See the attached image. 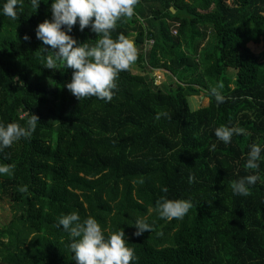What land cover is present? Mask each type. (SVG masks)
I'll list each match as a JSON object with an SVG mask.
<instances>
[{
	"label": "trees",
	"instance_id": "obj_1",
	"mask_svg": "<svg viewBox=\"0 0 264 264\" xmlns=\"http://www.w3.org/2000/svg\"><path fill=\"white\" fill-rule=\"evenodd\" d=\"M51 3L19 0L16 19L0 15V123L38 117L29 138L0 152V164L14 165L0 175V203L11 204L0 264H75L57 227L71 212L94 217L106 236L123 228L134 264H264V160L249 195L230 187L257 173L244 167L250 146L264 148V0H137L112 30L114 40L135 35L137 59L119 73L110 102L78 100L65 87L72 69L44 67L41 48L53 50L35 29L51 19ZM69 34L98 39L78 24ZM155 69L170 70L174 85L156 84ZM219 84L217 104L210 89ZM203 92L209 104L193 110L190 98ZM160 110L168 118L155 119ZM221 125L246 132L224 144L214 134ZM163 197L193 207L167 221L156 206ZM137 218L153 231L135 236Z\"/></svg>",
	"mask_w": 264,
	"mask_h": 264
},
{
	"label": "clouds",
	"instance_id": "obj_2",
	"mask_svg": "<svg viewBox=\"0 0 264 264\" xmlns=\"http://www.w3.org/2000/svg\"><path fill=\"white\" fill-rule=\"evenodd\" d=\"M137 0H52L50 11L51 19H46L35 29L38 40L43 45L51 46L53 51L47 52L44 67L56 69L57 61L63 67L72 69V78L65 87L78 100L86 97H96L110 102L116 88V79L121 71L127 70L136 61L137 51L134 42L123 33L117 39L112 38V30L116 21L122 16L132 17L134 5ZM32 7L38 9L41 0H30ZM19 11V0H5L0 7V15L16 19ZM79 25V30L89 28L98 35L95 44L89 42L78 43L69 33L74 25ZM30 37L25 35L24 40ZM219 84L210 89L217 104L223 103L224 95ZM168 118L166 111L160 110L155 114V119ZM38 117L31 115L26 126L16 122L0 123V152L10 147L21 138H29L35 130ZM242 127H229L221 125L215 128V137L224 144H229L233 135L245 134ZM216 145L212 144L211 149ZM264 148L259 144H252L247 152L244 167L257 170L256 174L246 175L239 180L231 182L234 195L247 196L250 186L260 179L258 170ZM14 165L0 164V175L11 174ZM194 180L188 177L189 183ZM26 191V187L21 189ZM167 192L168 189H162ZM159 216L167 221L180 219L193 207L191 199H168L163 197L156 202ZM70 238L69 248L73 253L75 264H134L137 257L134 249L128 246L123 228L110 235H105L100 223L94 217L81 220L77 212L63 214L58 218L57 227H61ZM136 231L134 235L142 236L146 231H153V225L145 218H137L134 222Z\"/></svg>",
	"mask_w": 264,
	"mask_h": 264
},
{
	"label": "rangeland",
	"instance_id": "obj_3",
	"mask_svg": "<svg viewBox=\"0 0 264 264\" xmlns=\"http://www.w3.org/2000/svg\"><path fill=\"white\" fill-rule=\"evenodd\" d=\"M176 29V28H175ZM173 29V35H176V31ZM135 45V35L130 38ZM151 45V43L149 44ZM133 73L135 74H144L142 69H138L137 67L133 69ZM230 74L234 75L235 71L230 70ZM151 78H153L156 84H165L167 86H173L175 81V76L170 70L166 69H155L151 73ZM209 104V98L205 96V93H201L200 96L190 98V106L193 110L199 109L201 107H205ZM10 203L8 200L0 203V226H4L9 223V214L5 213L9 210Z\"/></svg>",
	"mask_w": 264,
	"mask_h": 264
},
{
	"label": "built area",
	"instance_id": "obj_4",
	"mask_svg": "<svg viewBox=\"0 0 264 264\" xmlns=\"http://www.w3.org/2000/svg\"><path fill=\"white\" fill-rule=\"evenodd\" d=\"M150 43L152 44V43H153V41H150Z\"/></svg>",
	"mask_w": 264,
	"mask_h": 264
}]
</instances>
